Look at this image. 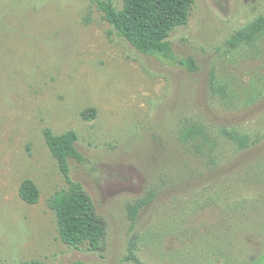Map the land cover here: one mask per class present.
Wrapping results in <instances>:
<instances>
[{
  "label": "rangeland",
  "instance_id": "374dc122",
  "mask_svg": "<svg viewBox=\"0 0 264 264\" xmlns=\"http://www.w3.org/2000/svg\"><path fill=\"white\" fill-rule=\"evenodd\" d=\"M259 15L264 0H194L165 58L118 36L92 0H0V264H139L126 259L132 237L140 264H256L264 38L225 41ZM188 125L197 130L184 142ZM45 128L78 135L83 160L69 159V176L105 221L101 250L60 239L47 200L68 184ZM25 178L34 204L18 195ZM148 193L131 229L127 205Z\"/></svg>",
  "mask_w": 264,
  "mask_h": 264
},
{
  "label": "trees",
  "instance_id": "16d2710c",
  "mask_svg": "<svg viewBox=\"0 0 264 264\" xmlns=\"http://www.w3.org/2000/svg\"><path fill=\"white\" fill-rule=\"evenodd\" d=\"M94 6L102 12L104 19L112 26L116 34L128 41L137 51L146 55L173 58V50L168 36L179 26L186 24L190 8L194 0H123L117 8L113 0H92ZM264 38V15H259L239 29L226 41V45L236 48L240 44L257 47V42ZM191 70L197 67L191 58L186 59ZM94 109H86L82 115L92 117ZM194 125H188L181 134L186 142L194 136ZM45 143L56 160L58 168L68 186L55 191L49 196L47 204L53 211L60 239L71 247L87 243L91 250H101L106 235V225L102 216L96 211L91 197L82 185L69 176V159L79 162L82 153L76 147L78 135L74 130H66L55 134L50 128L43 130ZM239 144L245 143V137L238 134L229 136ZM18 195L27 204H34L39 198V189L30 179H23L18 187ZM153 194L148 193L127 205L130 228L133 229L140 209L150 202ZM134 237L129 240L126 259L140 264L135 250ZM24 264H43L39 260H31ZM256 264H264V251Z\"/></svg>",
  "mask_w": 264,
  "mask_h": 264
}]
</instances>
